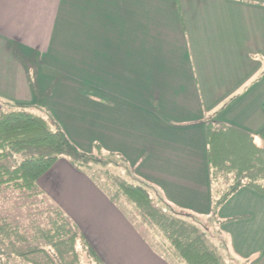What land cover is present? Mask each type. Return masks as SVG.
Masks as SVG:
<instances>
[{
	"label": "crops",
	"instance_id": "1",
	"mask_svg": "<svg viewBox=\"0 0 264 264\" xmlns=\"http://www.w3.org/2000/svg\"><path fill=\"white\" fill-rule=\"evenodd\" d=\"M8 104L47 107L81 150L119 153L168 201L209 215L232 174L212 181L208 124L264 151V0H0V111ZM38 184L96 264H186L68 159ZM217 216L227 262L264 264V194L243 185Z\"/></svg>",
	"mask_w": 264,
	"mask_h": 264
},
{
	"label": "trees",
	"instance_id": "2",
	"mask_svg": "<svg viewBox=\"0 0 264 264\" xmlns=\"http://www.w3.org/2000/svg\"><path fill=\"white\" fill-rule=\"evenodd\" d=\"M259 134L264 139V126ZM207 142L212 181L230 174L232 179L213 198L211 213L200 215L168 201L154 185L138 178L119 153L106 152L99 143L91 152L81 150L47 107L8 104L0 111V195L15 189L21 197L43 196L39 178L66 158L112 201L120 204L125 198L134 204L140 223L157 229L173 256L186 264H229L208 239L214 234L208 225L222 221L219 207L241 186L264 194V151L249 133L230 125L208 124ZM19 154L25 156L19 160ZM45 212L48 224L37 222L30 228L0 216V264H81L84 254L98 256L87 234L61 207L51 204Z\"/></svg>",
	"mask_w": 264,
	"mask_h": 264
},
{
	"label": "rangeland",
	"instance_id": "3",
	"mask_svg": "<svg viewBox=\"0 0 264 264\" xmlns=\"http://www.w3.org/2000/svg\"><path fill=\"white\" fill-rule=\"evenodd\" d=\"M24 156L25 155L19 154L18 159L20 160ZM117 169L118 168L116 167H112L113 172L120 171ZM51 204H55V203L47 195L43 194V196L33 195L28 197H21L19 195V192H17V190L7 189L0 195V216L7 215L12 220H18L26 228H30V226H32L33 223H37V222L40 225H46L48 224L49 213L45 211L50 210ZM144 225L146 227L149 226L146 224ZM208 226L211 229L213 227V222H209ZM214 235L216 234L214 233ZM208 239L210 240L212 246H215L218 249V251L223 255V257L226 259L225 250L219 244L217 237L215 236L213 238L212 235L209 233ZM84 260L85 261L81 262V264H96L92 259V257L90 256H84Z\"/></svg>",
	"mask_w": 264,
	"mask_h": 264
}]
</instances>
